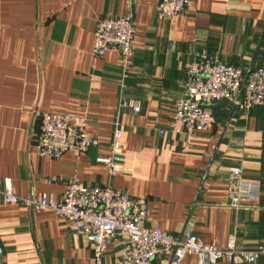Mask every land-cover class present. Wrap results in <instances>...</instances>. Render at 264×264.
<instances>
[{
	"label": "crops",
	"instance_id": "0c3cea01",
	"mask_svg": "<svg viewBox=\"0 0 264 264\" xmlns=\"http://www.w3.org/2000/svg\"><path fill=\"white\" fill-rule=\"evenodd\" d=\"M159 1L0 0V264L93 262L88 239L54 212L7 204L6 179L20 198L36 201L60 202L74 178L87 187L110 185L145 201L150 225L167 234L192 233L221 248L230 236L241 249L264 246V105L246 111L215 104L217 124L208 131L188 134L172 126L193 56L246 74L264 67V0H193L168 20L157 17ZM129 10L136 35L124 95L140 101L141 112L120 117L123 172L109 178L99 160L113 154L122 73L117 53L93 56L94 32L100 20ZM46 113L85 118L98 146L81 158L40 157L36 144ZM233 166L261 186L260 200L238 210L227 198ZM123 258L124 242L116 239L104 264ZM181 264L200 263L188 256Z\"/></svg>",
	"mask_w": 264,
	"mask_h": 264
},
{
	"label": "built area",
	"instance_id": "2783aa9c",
	"mask_svg": "<svg viewBox=\"0 0 264 264\" xmlns=\"http://www.w3.org/2000/svg\"><path fill=\"white\" fill-rule=\"evenodd\" d=\"M193 0H160L156 8L159 20H168L187 11ZM136 21L132 11L122 17L100 20L94 32L93 56L103 58L107 52L119 57L122 73L121 96L112 140L113 154L99 160L109 178L123 172L120 117L124 111L137 115L141 112L138 100L127 98V79L134 60ZM185 91L174 105L172 126L183 127L188 134L208 131L216 124L211 107L229 102L236 108L250 111L264 105V67L247 74L238 67L202 55L193 56L186 65ZM41 130L37 152L42 158L61 159L65 155L81 158L99 142L87 133V120L75 115L46 113L40 115ZM163 133L160 132L162 137ZM4 198L9 205L24 204L38 210H51L64 220L78 236L86 237L93 252L92 264H104L105 255L116 239L124 242V258L117 264H155L167 259L168 264H181L188 256H195L200 264H255L264 257V246L241 249L234 236L221 248L205 243L192 233L181 237L167 234L159 225H150L151 212L143 200L113 189L110 185L87 187L80 179L71 180L62 200L43 196L39 201L20 198L11 180L4 182ZM261 186L244 179L242 166L229 170L228 206L238 210L260 200Z\"/></svg>",
	"mask_w": 264,
	"mask_h": 264
},
{
	"label": "water",
	"instance_id": "95a60500",
	"mask_svg": "<svg viewBox=\"0 0 264 264\" xmlns=\"http://www.w3.org/2000/svg\"><path fill=\"white\" fill-rule=\"evenodd\" d=\"M250 72H251V71H249V72L247 73V76L250 74Z\"/></svg>",
	"mask_w": 264,
	"mask_h": 264
}]
</instances>
